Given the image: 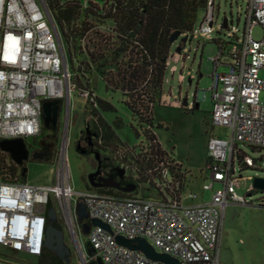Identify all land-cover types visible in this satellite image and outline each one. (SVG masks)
Here are the masks:
<instances>
[{
    "label": "built area",
    "instance_id": "obj_1",
    "mask_svg": "<svg viewBox=\"0 0 264 264\" xmlns=\"http://www.w3.org/2000/svg\"><path fill=\"white\" fill-rule=\"evenodd\" d=\"M83 3L87 5L88 0ZM214 6L215 0H207L199 31H213ZM229 23V18L227 23L224 18L223 26ZM256 25L262 29L260 37L253 34ZM221 40L219 53L212 57V121L227 127L229 134H212L208 140L210 181L203 189H213L211 198L196 201L198 193L190 191L189 200L184 199V171L166 149L167 154H161L149 167L145 178L154 184L156 195L138 190L120 194L108 189L76 188L68 163L67 135L56 153L57 171L52 182L14 180L0 174V264H36L46 248L51 207L80 246V200L87 206L89 220L101 218L113 228L111 231L92 223L87 234L95 251L87 259L101 256L105 264H168L120 243L116 235L123 234L148 238L158 250L178 257L182 264H221L224 211L230 202H248L237 192L241 169L264 167L240 146L264 147V0H248L240 42ZM224 49L232 58L225 62L231 68L218 71L224 63ZM73 91L77 87L66 58L64 37L46 0H0V140L39 135L44 101L60 102L65 97L69 101ZM80 94L97 104L93 88H84ZM114 159L134 178L144 176L123 158ZM217 182L221 185L215 187ZM23 254L34 260H26Z\"/></svg>",
    "mask_w": 264,
    "mask_h": 264
},
{
    "label": "rangeland",
    "instance_id": "obj_2",
    "mask_svg": "<svg viewBox=\"0 0 264 264\" xmlns=\"http://www.w3.org/2000/svg\"><path fill=\"white\" fill-rule=\"evenodd\" d=\"M248 0H215L214 24L211 33L199 31L205 8L198 13L194 25V33H182L172 44L167 60L165 79L158 100L153 108V129L159 141L169 155L178 161L185 173L184 199H188L190 191L197 192L196 201H207L213 189L204 191L203 185L210 181L207 163L209 159L208 140L212 134H229V129L213 124L211 85L215 68L213 56L220 51L219 40L240 42L246 24ZM225 16L229 18V26L224 27ZM260 25L253 28V34L260 37ZM189 35L187 41L181 37ZM231 42L228 43V46ZM66 58L71 63L67 41L64 39ZM181 46V49H178ZM226 50V49H225ZM222 61L218 71L230 70L225 62L232 60L226 51L221 55ZM264 77V68L261 69ZM90 81L96 94L112 102L113 110H103L105 118L113 125L123 146L138 148L147 144V137L140 120L126 102L127 96L121 88L108 86L105 78L97 71L90 73ZM264 97V92L262 93ZM187 100V103L184 100ZM87 98L73 91L69 101L67 97L60 100V117L57 134L47 129V137L54 143L53 154L41 159H29L25 162L27 173L25 178L30 182H52L57 171L55 156L68 135V163L71 180L76 188H87L88 175L96 164L95 156L77 148L85 126L91 121L86 113ZM45 131V130H44ZM33 136L26 138L31 140ZM85 144V141L83 140ZM242 149L255 157L258 164L264 163V147H252L240 143ZM165 153L167 154V151ZM145 151V149L143 150ZM146 151H149L146 149ZM102 155H115L109 149H101ZM163 153L162 155H164ZM161 155H158L160 158ZM154 162L157 157L154 155ZM237 192L245 195L247 203L230 202L224 211V224L221 237V264H264V189L255 187L254 177H264V167H244ZM147 176V175H146ZM144 180V181H142ZM140 178L138 192L156 195L157 191L150 181ZM221 183H215V187ZM252 188V189H251ZM251 189V190H250ZM65 228L66 241L73 251V263L84 262L79 247L73 241L70 231ZM80 244L86 250L88 234L78 226ZM79 253V254H78ZM83 255V254H82ZM26 260H34L31 255L23 254ZM87 259V258H86Z\"/></svg>",
    "mask_w": 264,
    "mask_h": 264
},
{
    "label": "trees",
    "instance_id": "obj_3",
    "mask_svg": "<svg viewBox=\"0 0 264 264\" xmlns=\"http://www.w3.org/2000/svg\"><path fill=\"white\" fill-rule=\"evenodd\" d=\"M46 2L68 43L71 56L68 63L77 92L93 88L90 73L97 71L108 86L122 89L141 125L148 123L144 128L147 144H140L138 148L123 146L113 125L102 113L115 109L114 104L98 95L97 104L87 99L86 113L91 119L88 125L97 130L98 148L116 152L114 158H123L146 178L149 167L155 164L154 155L158 159V155L165 153L152 128L153 108L164 83L174 42L172 35L176 31L193 32L198 13L206 7L207 0H88L87 5L83 0ZM226 51L229 53L224 49V53ZM57 128L51 135L57 134ZM26 173L25 162H16L11 153L0 146V174L15 180L26 179ZM89 188L94 187L89 185ZM100 189L128 193L106 187ZM36 264L67 262L46 247Z\"/></svg>",
    "mask_w": 264,
    "mask_h": 264
},
{
    "label": "water",
    "instance_id": "obj_4",
    "mask_svg": "<svg viewBox=\"0 0 264 264\" xmlns=\"http://www.w3.org/2000/svg\"><path fill=\"white\" fill-rule=\"evenodd\" d=\"M50 17L52 19L51 14H50ZM225 21L227 23V17H225ZM180 35H181L180 31H176L175 33H173L172 41L177 40ZM188 36L189 35L182 36L181 40L184 42L187 41ZM178 49H181V46H178ZM65 63H66V61H65ZM184 102L187 103V100L185 99ZM43 107H44V115H45L44 124L46 126H49L50 120L55 119L56 114L58 112L59 100L58 99L45 100L43 103ZM53 112H54V115L52 116ZM86 130H88V127L86 128ZM0 146L2 149L9 151L11 153V156L13 157V159L18 163H23L24 160L26 159V157L28 156L27 142H26L25 138H23V137L2 139V140H0ZM94 153H95V158L99 160V165H98L97 170H95L89 174V179L93 185H95V186L96 185H112V186L121 188L125 191H132L136 188V186H137L136 183H130V184H127L125 186H121L120 184L114 183V182L109 181V180L108 181L103 180L100 183H94L93 177H94V175H96L100 172V168H101L100 151L97 150ZM253 184L255 187L264 189V177H262V176L254 177ZM77 213L79 216V222L82 225V231L84 233L89 232V230L92 226V223L102 224L105 227H107L109 230L113 231L112 226L101 218H92L91 220H89V212H88L87 206H86L85 202L82 200H80L77 204ZM49 219H50V222H49V225L47 227V236H46L45 245L47 248L57 250L59 252L60 256L67 263H69V262H71L70 247L64 241L62 231L53 224V221L57 220V212H56L55 207H51L49 209ZM56 234H58V237L56 236ZM116 238L122 244H125L131 248L143 250L148 256H150L154 259L161 260V261L166 262L168 264H182L178 257H176V256H174L168 252H163V251L158 250L155 247V245L152 244L151 241L144 236H137L134 238H129L123 234H117ZM87 246H88V253L89 254H91L95 251V248L91 245V242L89 240L87 241ZM96 263L105 264V262L101 256H98V258L96 260L91 261V264H96Z\"/></svg>",
    "mask_w": 264,
    "mask_h": 264
},
{
    "label": "flooded vegetation",
    "instance_id": "obj_5",
    "mask_svg": "<svg viewBox=\"0 0 264 264\" xmlns=\"http://www.w3.org/2000/svg\"><path fill=\"white\" fill-rule=\"evenodd\" d=\"M53 115H54V112L52 113V116ZM59 117H60V102H59V108H58V112L56 114V117H55V119L50 120L49 126H46L44 124L45 115L43 113V118H42L43 126H44L43 131L39 135L33 137L31 140L25 139L27 142V147H28V156L26 157L24 162H26L29 159H41V158H44V157L50 155V153L52 151V142L47 137V135H48L47 129L55 130L57 128L58 123H59ZM87 127H88V130H86ZM83 132H85V133L81 134L80 138L77 140L76 146H77L78 150H81V151L86 152V153H91L92 155L95 156L94 152L97 150H99V151L101 150L98 148V145L96 144L97 130L94 128H91L87 124L85 126V129L83 130ZM83 140L85 141V144L83 143ZM100 155H101L100 156L101 168H100V172L98 174L94 175V177H93L94 183H100L103 180L104 181L109 180V181H112L114 183L120 184L121 186H125V185L130 184V183H136L137 186L132 191H136L139 189V187L141 185L140 180L134 178L133 174H130L124 168L120 167L117 164V162L114 159L112 154L108 156V155H102L100 153ZM98 165H99V160L96 159V164L92 168L90 173L97 170ZM88 184L93 186L94 188L106 187V188H112V189L117 190V191L128 192V191H125L121 188H118V187H115L112 185H96L95 186L91 183V181L89 179V175H88ZM58 222H59L58 220H55V221H53V224L62 231L64 241L68 244V242L66 241L65 228L60 222L59 223ZM56 236L58 237V234H56ZM68 246L70 247V250H71L70 258H71V262H72L73 261V251H72L71 246L69 244H68ZM78 247H79V251H81L83 254H85V261L82 264H91L92 260L86 259L89 255L88 246L86 245V250L84 249V247L82 245H80ZM52 251L54 253H56L59 257H61L57 250L52 249ZM71 262H69L67 264H70ZM96 264H98V263H96Z\"/></svg>",
    "mask_w": 264,
    "mask_h": 264
},
{
    "label": "crops",
    "instance_id": "obj_6",
    "mask_svg": "<svg viewBox=\"0 0 264 264\" xmlns=\"http://www.w3.org/2000/svg\"><path fill=\"white\" fill-rule=\"evenodd\" d=\"M87 188H89V187H87ZM205 191V190H204Z\"/></svg>",
    "mask_w": 264,
    "mask_h": 264
}]
</instances>
